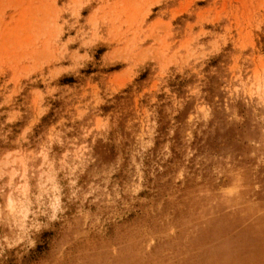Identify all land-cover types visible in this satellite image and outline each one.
I'll return each instance as SVG.
<instances>
[{
    "label": "rangeland",
    "instance_id": "obj_1",
    "mask_svg": "<svg viewBox=\"0 0 264 264\" xmlns=\"http://www.w3.org/2000/svg\"><path fill=\"white\" fill-rule=\"evenodd\" d=\"M0 264H264V0H0Z\"/></svg>",
    "mask_w": 264,
    "mask_h": 264
}]
</instances>
